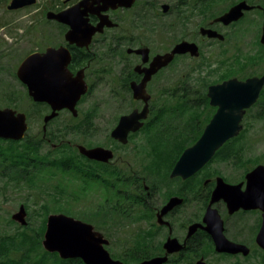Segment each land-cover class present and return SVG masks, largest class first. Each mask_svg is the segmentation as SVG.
<instances>
[{
  "label": "flooded vegetation",
  "instance_id": "obj_1",
  "mask_svg": "<svg viewBox=\"0 0 264 264\" xmlns=\"http://www.w3.org/2000/svg\"><path fill=\"white\" fill-rule=\"evenodd\" d=\"M241 2H245L249 6V9H243L244 13L238 20L229 24L216 20L232 6ZM70 8H74L76 12H82L84 22L89 28H99L101 23L104 24L92 34L88 44L79 45L77 42L70 43L66 39V34L71 27L67 23L49 17V12L56 14ZM28 10H32L30 12L31 21L24 25L22 32L23 34L32 36L38 46L26 52L22 59L17 60V62L15 61L7 69H4L5 71H9L14 83L16 81L23 88L27 103H29L30 109L27 107L23 111L26 114L28 123L27 132L30 133L32 119L35 116L34 113L37 114L36 117L40 114L42 116V129L34 135L38 136L40 134L41 138L45 141H50L53 137L59 136L61 138L60 143H62L64 132L62 113L65 112L69 115L68 118L72 116L73 120V142L69 140L67 142L74 147L78 158L94 167L96 175H102L101 171H103L105 183L110 181V170L112 167L124 171L125 175L130 173L131 175L129 176L131 178L134 174L141 178L127 179L126 182L123 179L120 181L121 188L123 187V194L126 197L132 191L136 194L138 200H140L132 208L131 213H133V218L125 221L131 223L138 222L142 226L136 232L140 242V251L137 256L141 260L136 262L127 258L124 262L121 259L123 264H140L144 260L165 255L164 244L169 238H177L180 243L185 245V248L182 250L183 252L180 251L170 255L167 263L174 256L185 258L184 264H197L201 259L204 261L208 260L209 255L214 252V249L211 250L207 243L201 242V240L203 238L206 239L207 234L214 245L211 235L204 229L198 228L189 237V228L194 223L204 224V215L219 176L223 177L228 183H243V190L246 188L245 176L239 181H234V179L222 176L223 174L219 173L218 170H210L209 168L212 163H207L193 176L187 178L181 176L172 177V168L169 173V179L150 183L151 176L148 173L149 156L148 153H143L142 151L144 145L147 144L145 140L146 135H150L149 132L142 131V128L151 119L155 110L159 112L164 111L160 115L162 117L166 116L165 112L167 110L163 109L165 108V104L159 98H154V91L175 90L177 86V80L175 79L177 69L175 65L179 61L186 59L196 60L198 57L192 56L190 52L176 54L171 62L161 67L151 76L146 85V91L151 95V98L149 99L147 117L142 119L144 125L136 131H129L126 142L115 138L113 131L123 116L130 115L135 110L141 112L145 107L143 99L134 97L132 84L134 82L140 83L143 80L145 70L150 67L157 55L172 51L175 45L182 41L197 43L200 56L203 53V41L210 42V46H213L216 41H219V43L231 41L234 46V57L237 60V65L239 58L243 60L242 64L246 68L251 69V72L244 78L239 79L244 80L253 76H261L264 70L263 72L261 70L255 72L252 71V68L255 67L253 60L264 53V43L261 42L264 24V0H134L129 6H113L111 0H61L58 3L56 0H53L51 5L40 4L39 0H37L31 5L9 11L19 13L28 12ZM77 21L79 22L80 19H77ZM192 25L197 26L195 31L191 30ZM202 27L216 30L223 34L224 38L220 39L219 37H209L207 34H202ZM176 28H179L180 32L178 39H175L174 35ZM11 34L14 33L11 32ZM75 34L78 37L80 36L79 31ZM18 37H23V35H18L15 39H18ZM36 37L41 38L43 45L40 44L39 38ZM4 44L6 46L5 41L1 39L0 59L2 56L11 57L16 51L13 49L9 50L7 47H4ZM61 46L66 47L70 51L71 60L68 64L70 73L76 76L79 71L83 70L84 79L89 85V90L77 102L76 114L64 108L57 111L54 117L45 122V117L53 112V108L47 102L34 100L29 93L28 86L19 79L17 71L21 62L29 55L33 53L43 54L49 47L59 48ZM139 49L143 50L137 51ZM186 63V67H188L190 63ZM96 64H98L97 69L94 68ZM90 73L96 78L97 84L90 81ZM230 78L222 79L221 75H219L217 79L212 80L215 82L211 83L209 87ZM104 83L109 85L111 90L114 91L111 94L112 104L118 103L120 108L127 109L126 112L121 113L117 117L112 127L110 125L103 127L105 115L96 110L99 108L98 104H92L85 110L81 109L83 103L86 102L87 95L95 87ZM4 85L0 81V107H12L18 112H22L18 106L19 101H21L19 93L12 87H8L6 91H3L1 88ZM161 92L157 95L159 96ZM128 93L130 94V98L127 97ZM112 104H109L108 107ZM214 108L216 112L217 107ZM100 135L104 137L101 139ZM80 146L110 149L113 151V158L109 161L90 158L81 153ZM227 164L232 170H238L236 165ZM146 174L149 175L150 179L145 178ZM75 182H81V180ZM103 185L95 183L90 188L98 186L102 191H105L106 196L110 195L111 191ZM173 197H178L181 200L180 203L174 205L170 210L163 211L164 207ZM215 207H217L224 220V233L226 237L237 243L247 245L250 248L249 254H251L254 248L253 243L251 244L249 240L235 237L238 236L237 233L234 234L235 236H231L229 226L230 223L235 222L241 225L240 227L242 228L246 227V224L241 221H244L246 216L255 215L257 217L256 222L251 229L255 231L257 227L259 231L264 210L260 208L248 210L240 208L234 213H230L224 200L218 201ZM253 231V239L256 242L258 231L256 234ZM217 254L222 257L234 258H246L249 255L225 252H217Z\"/></svg>",
  "mask_w": 264,
  "mask_h": 264
},
{
  "label": "water",
  "instance_id": "obj_2",
  "mask_svg": "<svg viewBox=\"0 0 264 264\" xmlns=\"http://www.w3.org/2000/svg\"><path fill=\"white\" fill-rule=\"evenodd\" d=\"M37 0H11L9 10L22 8L35 3ZM134 0H111L113 6L131 5ZM243 9H249L245 2L232 6L227 12L218 17L217 21L229 24L238 20L243 15ZM49 17L67 23L71 28L66 34L70 43L79 45L88 44L92 34L99 28L86 26L82 12L74 8L59 13L49 12ZM77 19H80L78 22ZM76 30V31H75ZM79 31V37L75 34ZM202 34L209 37L224 38V35L211 28H201ZM261 42L264 43V24ZM139 49L137 51H142ZM146 51V50H145ZM190 52L198 57L200 50L195 42L182 41L175 45L172 51L157 55L150 67L145 70V76L140 83L134 82L132 89L134 97L143 99L145 107L141 112L135 110L130 115L123 116L113 131V136L121 141H127L129 131L140 129L147 117L149 99L151 95L146 91V85L151 76L161 67L171 62L176 54ZM71 60L70 51L66 47H49L42 53H33L25 58L17 71L19 79L28 86L30 95L35 101L47 102L53 112L45 117V122L54 117L57 111L67 108L73 114L77 113L76 105L81 97L87 93L89 85L84 79L83 70L73 76L68 64ZM264 87V73L261 76L249 77L245 80L237 77L230 78L218 84H213L208 89L210 105L217 107L213 117L206 125L200 138L187 147L173 167L171 176L187 178L202 169L215 155L216 151L225 142L239 135L243 129V117L253 106ZM28 129L26 114L6 107L0 108V138L22 140ZM81 153L90 158L109 161L113 158V151L104 147L87 148L79 147ZM246 188L243 183H228L223 177L217 178L216 186L212 192L207 211L204 215V224L194 223L189 228L190 237L198 228L207 231L214 242L215 251L222 253H243L248 255L250 248L242 243H237L226 237L224 233V220L215 204L224 200L230 213L240 208L264 210V164H259L246 176ZM178 197H173L164 207L163 211L170 210L180 203ZM27 211L22 204L12 218L26 225ZM103 233L95 229L94 225L75 218L66 213H51L47 217L46 230L42 240L43 247L51 253H58L62 259H81L85 264H123L122 260L114 258L107 249L109 244ZM257 245L264 250V213L261 227L256 236ZM165 255L156 256L142 261L140 264H165L169 256L185 248L177 238H169L165 244ZM197 264H206L201 259Z\"/></svg>",
  "mask_w": 264,
  "mask_h": 264
},
{
  "label": "trees",
  "instance_id": "obj_3",
  "mask_svg": "<svg viewBox=\"0 0 264 264\" xmlns=\"http://www.w3.org/2000/svg\"><path fill=\"white\" fill-rule=\"evenodd\" d=\"M238 61V66L221 74L222 79L233 76L244 78L251 72V69L244 68L246 66L242 64L243 60L238 58ZM253 62L256 67L259 66L264 69V53L256 57ZM186 68V70L179 72L181 68L176 67L177 86L175 90L163 91L159 96L154 95V98H159L165 104L163 109L167 110L166 116H161L164 111L155 110L151 119L142 128V131L150 133V135H146L147 144L142 150L149 156L148 173H150L151 179L148 174L145 175V178L150 179V183L169 179V173L182 152L200 138L205 126L215 113V108L210 105L207 95L209 85L215 81L206 80V77L193 76L197 68L194 63H190ZM252 71L258 72L259 70L252 69ZM178 84L180 85L178 86ZM165 96L166 98H164ZM251 110H255L254 118L264 120V88L257 102L248 111ZM64 126L62 143H60L61 138L59 136L53 137L50 141H45L40 134L36 136L30 133L24 139L17 141L0 138V178L14 180L16 184L29 183V185H33L37 183V179L46 183L50 176L59 171L63 176L70 175L74 181L81 180V190L83 191L89 190L95 183L104 184L103 186L111 191L109 197L106 196L105 204L100 206L94 214L83 217L82 220L94 223L96 229L102 230L107 238H109L108 236L112 238V234L107 232L110 230L111 223L119 218L124 221L133 218L132 208L140 202L132 191L128 193L127 197L123 194L120 181L123 179L126 182L127 179L141 178L135 174L131 178L130 173L125 175L124 171L112 167L110 181L105 183L103 171H101L102 175H96L94 167L78 158L74 147L66 141V133L72 134V116L65 120ZM243 136L244 129L238 136L220 147L209 163L218 160L234 164L241 170V179H243L253 166L261 162L258 158L252 161L246 157L248 147L246 142L242 140ZM45 146H48L49 149L42 152V148ZM47 187L50 188V186ZM55 190L56 193L57 190L60 194L66 193V188H63L61 182L55 185ZM46 194L53 195V199L60 197V195L57 197L53 192H46ZM70 195L75 199L79 198L75 192L70 193ZM41 209L43 219L37 229L27 225L0 236V264H85L79 258L62 259L58 253H51L44 249L42 239L46 229L47 217L52 213V210L49 209L48 203L42 204ZM60 209L63 208L56 210ZM129 236L131 237L129 245L117 257L123 259L124 262L127 258L137 262L141 260L137 256L140 251L138 234H130ZM201 242L207 243L211 250L214 249V245L207 234L206 239L203 238ZM114 243L122 244L111 239L110 245L112 246ZM124 244H122L123 247ZM260 250L259 253L263 256L264 250ZM184 261H186L185 258L174 256L165 264H184Z\"/></svg>",
  "mask_w": 264,
  "mask_h": 264
},
{
  "label": "rangeland",
  "instance_id": "obj_4",
  "mask_svg": "<svg viewBox=\"0 0 264 264\" xmlns=\"http://www.w3.org/2000/svg\"><path fill=\"white\" fill-rule=\"evenodd\" d=\"M53 0H39L40 4L51 5ZM61 0H56V2H60ZM11 0H0V40L3 39L6 43L4 47H7L9 50H16L13 56H2L0 59V81L2 84H5L3 91H6L8 87H12L16 92L19 93L21 97V101H19L18 106L19 109L23 112L27 107H29V103H27L26 97L24 95L23 88L16 83H14L13 79L10 76L9 71H5L9 65H12L17 62V60L22 59L26 52L29 50H33L38 46L34 41L33 37L30 35L23 34L22 30L24 25L31 21L32 10H28V12H19L14 13L7 9V5L10 4ZM13 20L11 23L10 21ZM179 28L175 30V39H178V35L180 34ZM197 29L196 25L191 26V30L195 31ZM14 33V34H11ZM23 35V37H18V35ZM39 38L40 44H42V40ZM256 42V40H254ZM213 46H210V42H202V55L200 58L198 57L196 60H183L179 61L175 67L178 66L182 68L181 71L186 70L185 67L187 65L186 62L194 63V66L197 65L195 69L196 73H193V76L206 77V80L209 81L217 79L219 75L227 72L230 68L233 69L234 66L237 65V60L235 59V53L233 50V44L231 41H225L219 43V41L214 42ZM43 45V44H42ZM20 55V56H19ZM19 56V57H18ZM18 57V58H17ZM180 63V64H179ZM239 63V61H238ZM200 65V66H199ZM199 66V67H198ZM98 64L94 66L97 69ZM247 69L246 67H244ZM252 69L256 70H264L262 67H253ZM2 70V72H1ZM249 70V69H248ZM250 71V70H249ZM176 77V75H175ZM198 78V77H197ZM90 81L92 83H96V78L92 73H90ZM10 84V85H9ZM12 84V85H11ZM2 86V85H1ZM161 91H154V95L159 94ZM114 91L111 90V87L107 84H100L95 87L91 93H89L86 97V102L81 106L82 110L88 108L92 104H98L99 112L105 115V124L103 127H108L109 125L112 127L115 120L121 113L127 111L126 108H120L119 104H112V97ZM127 97L130 98V94H127ZM166 98V96L164 97ZM109 104H112L108 107ZM91 108V107H90ZM30 109V107L28 108ZM255 110L248 111L243 118L244 125V136L242 140H244L247 144L248 150L246 151V157L252 159L254 161L256 158L260 159L262 164H264V120L254 118ZM62 122L65 123V120L69 115L67 113H62ZM32 119V127L30 128V134L34 135L40 129H42V116L39 114L36 117V113H34ZM65 129V126H64ZM103 130V129H102ZM66 141L69 140L73 142V134L66 133ZM101 139L104 137L103 135L99 136ZM96 140H98L96 138ZM49 149L48 146L42 148V152H46ZM253 166V165H252ZM210 170H218L219 173L223 174L222 176L229 177L234 179V181H239L241 179V170H232V168L225 162H220L218 160L212 162ZM44 183L40 179H37V183L33 185L20 183L16 184L14 180H6L0 178V236L7 232H14L19 227H23L20 222L12 219V215L17 212L20 208L21 204H24L26 207L27 215L26 219L31 228L37 229L43 219L41 205L44 203H48L49 209L52 210V213L57 211L58 208H63L58 210L57 212L68 213V215L74 216L76 218L82 219L83 217H87L91 214H94L97 210H99L100 206L105 204V191L101 190L100 187L96 186L90 188L87 191L81 190V183L75 182L73 177L70 175L63 176L57 171L53 176H50L49 180ZM62 183L63 188H66V193L60 194L57 190H55V185L58 183ZM47 186H50L48 188ZM53 192L59 198L53 199V195H47L46 192ZM75 192L79 198L75 199L70 195ZM71 211L72 213L67 212ZM194 211V209H192ZM191 211V208H190ZM221 211V210H220ZM256 216H246L244 222L246 227H240L238 223L232 222L229 226V233L231 236H235L237 233L238 236H235L240 239L249 240L251 244L253 243V251L246 258L243 257H222L214 250L208 257L207 264H264L263 258L259 253L261 249L258 247L256 242L253 239L252 229L254 223L256 222ZM13 220V221H10ZM87 221V220H85ZM89 222V221H88ZM94 224V223H92ZM25 225V226H27ZM96 227V226H95ZM140 223L138 222H127L122 219H117L115 222L111 223L110 232L112 234V238L109 237V240H114L116 243H126L123 245L112 244L107 246L113 257H117L120 253L124 252L125 247L129 245L131 237L130 234H135L140 228ZM98 230V229H97ZM30 231V230H29ZM103 233L102 230H99ZM257 227L255 229V234L257 233ZM263 250V249H261ZM260 250V251H261ZM205 261V262H206Z\"/></svg>",
  "mask_w": 264,
  "mask_h": 264
}]
</instances>
